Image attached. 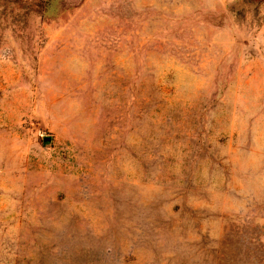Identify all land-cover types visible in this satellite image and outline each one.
<instances>
[{"label": "rangeland", "instance_id": "1", "mask_svg": "<svg viewBox=\"0 0 264 264\" xmlns=\"http://www.w3.org/2000/svg\"><path fill=\"white\" fill-rule=\"evenodd\" d=\"M0 264H264V0H0Z\"/></svg>", "mask_w": 264, "mask_h": 264}, {"label": "water", "instance_id": "2", "mask_svg": "<svg viewBox=\"0 0 264 264\" xmlns=\"http://www.w3.org/2000/svg\"><path fill=\"white\" fill-rule=\"evenodd\" d=\"M51 139H52L51 136H46V137L44 138V140L47 141V142H48V141H51Z\"/></svg>", "mask_w": 264, "mask_h": 264}]
</instances>
